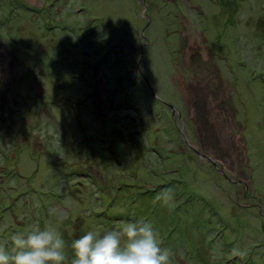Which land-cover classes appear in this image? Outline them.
Masks as SVG:
<instances>
[{
  "label": "rangeland",
  "instance_id": "1",
  "mask_svg": "<svg viewBox=\"0 0 264 264\" xmlns=\"http://www.w3.org/2000/svg\"><path fill=\"white\" fill-rule=\"evenodd\" d=\"M0 175L9 250L143 220L170 264H264V0H0Z\"/></svg>",
  "mask_w": 264,
  "mask_h": 264
},
{
  "label": "clouds",
  "instance_id": "2",
  "mask_svg": "<svg viewBox=\"0 0 264 264\" xmlns=\"http://www.w3.org/2000/svg\"><path fill=\"white\" fill-rule=\"evenodd\" d=\"M11 250L0 244V264H69L68 244L53 227L11 235ZM150 222H126L104 234L88 231L73 239L70 264H170Z\"/></svg>",
  "mask_w": 264,
  "mask_h": 264
},
{
  "label": "trees",
  "instance_id": "3",
  "mask_svg": "<svg viewBox=\"0 0 264 264\" xmlns=\"http://www.w3.org/2000/svg\"><path fill=\"white\" fill-rule=\"evenodd\" d=\"M10 3H11V2H10ZM80 36H82V35H80ZM128 81H129V83H131V81H130L129 79H128ZM128 81H126V82H128ZM126 82L123 80V82H122L121 84H124V83H126ZM131 84H132V83H131ZM129 85H130V84H129ZM134 93H138V91L135 90ZM134 93H132V94H134ZM140 93H141V92H140ZM125 98H127V97H125ZM89 110H90V108L87 109V111H89ZM89 114H90V113H89ZM90 115H91V114H90ZM6 143H8V142H6ZM25 147H28V148H29V146H25ZM85 147H86V146H85ZM20 149H21V148H20ZM20 149H19V150H20ZM17 152H18V150H17ZM17 152H16V155H17ZM74 152H75V151H74ZM74 152L69 156V160H70V159H73V156L75 157L76 155H78V156H79L78 159L81 160L82 156H81L79 153L76 154V152H75V153H74ZM88 155H89V153H88ZM88 155H86V156H88ZM89 156H90V155H89ZM69 160H68V161H69ZM69 163H70V162H69ZM69 165H70V164H69ZM77 173H80V172H77ZM18 176H19V175L17 174V176H15L14 178H17L19 181H21L22 179L18 178ZM0 177H4V178H5V175H3V176L0 175ZM6 178H7V174H6ZM11 179H12V178H11ZM13 180H14V179H13ZM89 180H90V179H89ZM88 182H89V181H88ZM23 183H24V188H25V189H23L22 191L27 190V192L31 193V188H30V187H27V185H26V183H25L24 181H23ZM23 183H21L20 188L23 186ZM7 190H9V189L7 188ZM7 190H3V191H4L3 193L5 194V192H7ZM10 190H14L13 187H11ZM14 191H15V190H14ZM15 192H16V191H15ZM16 194H17V195H21V192H17ZM33 196H34L33 198L36 199V196H35V195H33ZM29 200H30V199H26V200L23 201V203H22V205H21V209H22V207H24V208L26 209V206L28 205L27 202H29ZM0 201H2V198L0 199ZM3 201H4V200H3ZM38 201H39V200H37V202H38ZM24 214H25L26 216H28V214H27L26 211L24 212ZM16 215H17V213H16V210H15V211L10 215V217H13V216L16 217ZM32 215H33V213H32ZM30 216H31V215H30ZM0 218H1V217H0ZM3 221H4V220L2 219V222H3ZM2 222H1V223H2ZM16 229H17V227H16ZM11 230H12V229H11ZM13 230H15V228H13ZM6 236H7V235H6ZM243 264H250V263H248V262H244ZM251 264H254V263H251Z\"/></svg>",
  "mask_w": 264,
  "mask_h": 264
}]
</instances>
